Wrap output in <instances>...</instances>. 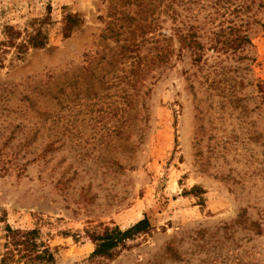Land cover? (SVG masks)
<instances>
[{
	"label": "rangeland",
	"instance_id": "obj_1",
	"mask_svg": "<svg viewBox=\"0 0 264 264\" xmlns=\"http://www.w3.org/2000/svg\"><path fill=\"white\" fill-rule=\"evenodd\" d=\"M138 9L135 0H0V81L29 95L32 92L26 86L30 83L40 88L45 81L53 80L58 85L52 86V93L57 95L59 89L64 90L52 99V111L58 113L53 125L57 148L45 160H32L24 167L11 165L0 171V263L8 240L6 225L21 230L37 229L39 239L54 255V264H82L94 248L87 229L100 230L103 224L124 229L145 219L150 234H140L128 241L129 248L121 249L110 261L133 264L173 236L185 235L179 247L186 251L191 243L187 237L191 229H213L238 214L241 204L224 182L210 173L214 167L208 164V173L195 160V109L187 73L196 66L186 50L181 57L173 54L165 68L147 69L144 65L137 75L135 84L142 116L139 124L143 130L140 138L131 136L136 146L123 161L127 163L124 170L102 172L97 167L98 145L90 150L92 144L86 138L81 141L84 148L74 147L79 139L71 131L80 129L86 135L99 129L101 109L106 102L116 99L115 91L122 86L117 75L130 67L131 58L112 66L99 62L103 51L115 45V38L103 40L101 35L108 21L119 19L115 21L116 37L120 41L130 36L133 22L127 24L126 19H120L121 14L140 17ZM257 18L262 25H252L251 53L255 60L249 76L253 83L261 81L264 88V8L257 11ZM119 24L122 26L118 28ZM161 25L166 33L170 31L169 20ZM9 36L12 43L8 42ZM28 36L32 43L18 48L16 44L25 42ZM177 45L175 39L173 46ZM148 46L144 43L138 52L144 55ZM101 65L107 69L104 84L97 78ZM64 73L67 81L61 84ZM83 75L89 82L82 80ZM250 88L251 85H245L242 92H255ZM14 98V102H20ZM247 105L255 106L254 114L260 116L259 99H248ZM65 125L69 132L62 136ZM60 137H65L64 142ZM205 144L206 135L201 141L202 146ZM214 161L223 162L221 158ZM230 164L236 168L241 165L233 159ZM65 166V173L72 179L62 186L55 180ZM88 183L90 199L84 204L79 188ZM194 187H198V192L191 191ZM255 199L250 195L242 205L247 206L246 216L260 220V200ZM262 222L264 228V218ZM227 242L243 259L264 263V233L237 227ZM203 256L204 252L186 254L180 261L168 264H206L198 259Z\"/></svg>",
	"mask_w": 264,
	"mask_h": 264
},
{
	"label": "trees",
	"instance_id": "obj_2",
	"mask_svg": "<svg viewBox=\"0 0 264 264\" xmlns=\"http://www.w3.org/2000/svg\"><path fill=\"white\" fill-rule=\"evenodd\" d=\"M135 1L140 17L122 12L123 17L120 18L126 19L127 24L133 22L130 36L122 38L120 42L116 37L118 29L115 28V21L119 19L108 21L101 39L113 37L115 45L103 51L98 58L99 62L101 60L110 66L131 58L130 67L117 75L118 83L121 82L122 86L115 91L116 99L106 102L101 109L103 114L98 119L99 129L86 135L80 129L71 131L72 136L79 139L74 147L84 148L81 141L86 138L91 141L90 150L96 149L98 145L97 167L102 168V172L124 170L127 163L123 161L136 146L131 136L134 134L140 138L143 130L139 124L142 116L138 106L139 91L135 84L137 75L145 68L144 65L147 69L165 68L173 54L176 58L181 57L186 50L196 66L194 71L187 73L188 90L195 109L194 139L198 146L195 160L199 168L208 173L207 166L211 164L214 169L210 173L224 182L241 206L235 218L223 221L213 229H191L192 232L187 235L191 239L188 250L179 247L181 237L185 235L173 236L147 257L136 259L133 264H168L196 252H204V256L198 259L206 264H264L243 259L238 252L229 248L231 243L227 242L237 227L257 234L264 233V88L261 81L253 83L249 76L250 65L255 60L251 53L252 25H262L257 18V11L264 8V0ZM143 11L144 17L141 15ZM166 20L171 24L167 33L161 25ZM121 26L119 24L118 28ZM175 39L177 47L173 46ZM8 42H13L11 36ZM26 43H32V37L28 36L25 42L16 46L23 48ZM144 43L149 46L146 53L141 55L138 48ZM104 68L103 65L99 67L97 76L103 84L106 82L103 76L107 71L106 68L103 71ZM66 75L63 74L61 84L65 79L67 81ZM82 80L88 81L87 76L83 75ZM130 80V83H126ZM57 85L53 80L45 81L40 88L35 84H27L26 87L32 92L29 95L0 81V171L8 170L11 165L24 167L25 163L32 160H45V156L57 148L54 146L57 137L53 136L56 134L53 125L58 113L52 111V99H57L56 96L64 92L61 88L59 94L52 93V86ZM245 85H251L250 89H256L255 92H242ZM14 96L20 102H14ZM248 99L260 100V116L254 114L255 106L247 105ZM67 132L69 128L65 125L62 136ZM205 135L206 144L202 146ZM60 138L64 142L65 137ZM83 151L85 154L86 150ZM218 158L224 163L215 164L214 160ZM21 159L24 160L19 162ZM232 159L241 165L237 168L231 165ZM66 169L68 166L60 171L56 184L66 186L65 183L72 179L65 173ZM89 188V183L79 188L84 204L90 199ZM191 191L198 192V187ZM250 195L260 200V220L246 216L247 206H243L242 202H247ZM6 232L8 240L4 243L0 264H54V255L39 239L37 229L21 230L6 225ZM85 232L94 248L82 264H110L121 249L129 248L128 241L135 240L140 234H150V228L146 220L141 219L124 229L118 225L103 224L100 230L87 229ZM235 242L236 239L232 244Z\"/></svg>",
	"mask_w": 264,
	"mask_h": 264
}]
</instances>
